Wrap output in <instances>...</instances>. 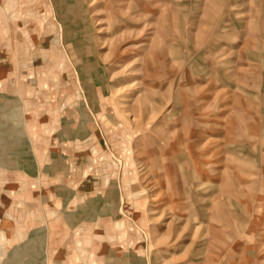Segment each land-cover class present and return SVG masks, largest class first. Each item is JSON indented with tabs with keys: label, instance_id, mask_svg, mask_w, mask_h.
<instances>
[{
	"label": "rangeland",
	"instance_id": "1",
	"mask_svg": "<svg viewBox=\"0 0 264 264\" xmlns=\"http://www.w3.org/2000/svg\"><path fill=\"white\" fill-rule=\"evenodd\" d=\"M61 259L264 264V0H0V264Z\"/></svg>",
	"mask_w": 264,
	"mask_h": 264
},
{
	"label": "crops",
	"instance_id": "2",
	"mask_svg": "<svg viewBox=\"0 0 264 264\" xmlns=\"http://www.w3.org/2000/svg\"><path fill=\"white\" fill-rule=\"evenodd\" d=\"M8 169L9 170H12V167H8ZM19 169H21V171L22 170H24V168H19ZM27 170V169H26ZM60 174V173H59ZM66 173L64 172V171H62V173H61V177L59 178V179H61V178H64V180L63 179H61V183L60 182H58L59 184L57 185L58 187H57V194H58V196H59V202L61 203V201H62V197H61V195L63 196V194L61 193V191L60 190H64V191H66L67 190V188H65V187H69L66 183H67V179H68V177H66V175H65ZM85 185V184H84ZM86 186H84V188H85ZM84 190V189H83ZM68 191L69 190H67L66 192L68 193ZM85 191H86V189L84 190V191H82V194L84 195V196H77L76 197V203L74 204V205H76V208H78L79 209V211H76V210H73V213L75 214V216H74V218L76 217V216H80V218L81 219H85L88 215H90V214H88L87 216L86 215H82L81 216V209H87V208H89V205L87 204V203H89V202H91V200L92 199H95V195H94V193H93V195L92 194H89V193H85ZM85 193V194H84ZM103 196V195H102ZM73 197V196H72ZM72 197L70 198V199H72ZM101 197V196H100ZM62 198V199H61ZM70 199L68 200L69 202H70ZM65 206V205H64ZM110 212H111V214L113 213L112 211H114L115 209H116V203H115V201H114V199L113 200H111L110 201ZM100 211L101 212H103L101 209H100ZM99 211V212H100ZM104 211H106V210H104ZM67 212H69L70 214H69V216L71 217V209L68 207V209H67ZM98 212V213H99ZM195 212V214H197V212L196 211H194ZM190 214H192V213H190ZM204 214V213H203ZM205 215V214H204ZM68 215H65V218H63L64 219V221H63V219H62V221H63V223L62 224H64V227L65 228H67L68 226H70L72 223H71V220L72 219H69L70 217H69ZM90 219H93V217L90 215V217H89ZM108 218H111L112 220H115L114 219V216H110L109 215V217ZM102 220H106V219H102ZM73 223H74V221H73ZM78 223V222H77ZM72 226V225H71ZM105 260L106 259H104L103 261L105 262ZM103 261H102V263H103ZM65 263V261H64V259L62 260H59V262H58V264H64ZM67 264H73V263H68L67 262Z\"/></svg>",
	"mask_w": 264,
	"mask_h": 264
},
{
	"label": "bare ground",
	"instance_id": "3",
	"mask_svg": "<svg viewBox=\"0 0 264 264\" xmlns=\"http://www.w3.org/2000/svg\"><path fill=\"white\" fill-rule=\"evenodd\" d=\"M130 2V1H129ZM101 30H102V28H101ZM100 31V30H99ZM154 58V57H153ZM155 59V58H154ZM150 61V60H149ZM155 61H156V59H155ZM152 65H154V64H152ZM148 100V99H147ZM149 108V107H148ZM147 109V108H146ZM126 110V109H125ZM150 111V110H149ZM122 114H124V116H125V120H126V122L132 127V128H134V129H136V128H138V126L139 125H141L142 124V120H141V118H140V116H138V115H136V114H132V115H130V113L129 112H127V111H125V113H122ZM130 115V116H129ZM140 166H141V169H139V171H143V173H141V175H142V179H148V175H150L151 173H153V167L152 166H150V164H148V165H146V161H144L143 163H142V161H141V163H140ZM157 170H159L158 168H157ZM153 199V198H152ZM165 203H160L159 205H155V206H157V207H161V206H163ZM153 209V208H152ZM164 209L165 208H163V210H161V211H164ZM156 212H158V211H156ZM162 213L163 212H161V215H162ZM194 215H195V212H192ZM168 238V236H166L165 237V239H167Z\"/></svg>",
	"mask_w": 264,
	"mask_h": 264
}]
</instances>
